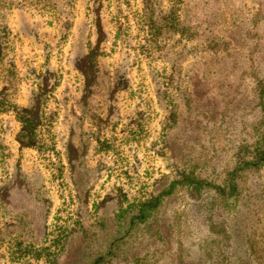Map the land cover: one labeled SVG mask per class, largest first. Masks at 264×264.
<instances>
[{
	"label": "rangeland",
	"instance_id": "374dc122",
	"mask_svg": "<svg viewBox=\"0 0 264 264\" xmlns=\"http://www.w3.org/2000/svg\"><path fill=\"white\" fill-rule=\"evenodd\" d=\"M264 0H0V264H264Z\"/></svg>",
	"mask_w": 264,
	"mask_h": 264
},
{
	"label": "trees",
	"instance_id": "16d2710c",
	"mask_svg": "<svg viewBox=\"0 0 264 264\" xmlns=\"http://www.w3.org/2000/svg\"><path fill=\"white\" fill-rule=\"evenodd\" d=\"M257 157H258L257 158L258 161H256L255 164H259V161L264 160V150L263 149L259 150V154L257 155Z\"/></svg>",
	"mask_w": 264,
	"mask_h": 264
}]
</instances>
